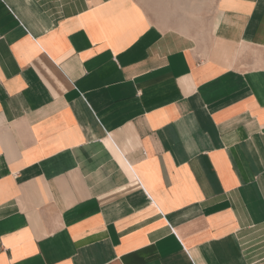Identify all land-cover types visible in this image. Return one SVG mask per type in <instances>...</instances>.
Returning a JSON list of instances; mask_svg holds the SVG:
<instances>
[{"label": "crops", "instance_id": "0c3cea01", "mask_svg": "<svg viewBox=\"0 0 264 264\" xmlns=\"http://www.w3.org/2000/svg\"><path fill=\"white\" fill-rule=\"evenodd\" d=\"M175 1L0 0V264H264V0Z\"/></svg>", "mask_w": 264, "mask_h": 264}, {"label": "rangeland", "instance_id": "374dc122", "mask_svg": "<svg viewBox=\"0 0 264 264\" xmlns=\"http://www.w3.org/2000/svg\"><path fill=\"white\" fill-rule=\"evenodd\" d=\"M193 6L196 7L197 11V18H178L179 19V30L188 34L189 31L191 34L199 36L201 34L209 33L211 30V21L215 13L216 3L217 0H192ZM190 1L189 0H176L173 3V6L170 8L168 7H160L155 6V12H160L162 8L164 10H176L180 11L183 9H187L189 7ZM163 21H168L171 18H160Z\"/></svg>", "mask_w": 264, "mask_h": 264}]
</instances>
